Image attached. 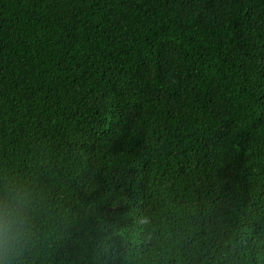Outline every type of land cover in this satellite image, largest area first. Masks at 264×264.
Here are the masks:
<instances>
[{"label":"trees","instance_id":"obj_1","mask_svg":"<svg viewBox=\"0 0 264 264\" xmlns=\"http://www.w3.org/2000/svg\"><path fill=\"white\" fill-rule=\"evenodd\" d=\"M31 264H264V0H0V183Z\"/></svg>","mask_w":264,"mask_h":264},{"label":"clouds","instance_id":"obj_2","mask_svg":"<svg viewBox=\"0 0 264 264\" xmlns=\"http://www.w3.org/2000/svg\"><path fill=\"white\" fill-rule=\"evenodd\" d=\"M38 240L33 190L23 181L0 183V264H31Z\"/></svg>","mask_w":264,"mask_h":264}]
</instances>
